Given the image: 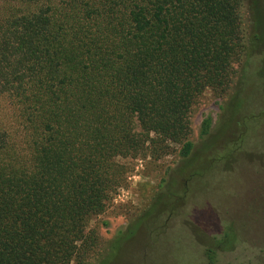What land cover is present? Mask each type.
<instances>
[{"label": "trees", "instance_id": "trees-1", "mask_svg": "<svg viewBox=\"0 0 264 264\" xmlns=\"http://www.w3.org/2000/svg\"><path fill=\"white\" fill-rule=\"evenodd\" d=\"M241 5L0 0V97L20 119L0 126V264H62L121 183L111 157L165 155L170 143L190 154L186 112L204 54L229 47L264 63V14L255 10L247 48L232 27ZM214 32L235 36L228 45ZM210 127L203 116L199 136Z\"/></svg>", "mask_w": 264, "mask_h": 264}, {"label": "rangeland", "instance_id": "rangeland-1", "mask_svg": "<svg viewBox=\"0 0 264 264\" xmlns=\"http://www.w3.org/2000/svg\"><path fill=\"white\" fill-rule=\"evenodd\" d=\"M255 10L264 14V0H242L232 24L239 22L247 48ZM214 34L228 45L235 36ZM260 56L247 61L229 47L204 54L199 91L186 112L183 140L193 143L190 154L178 156L179 145L170 143L165 155L111 157L118 167L110 172L121 183L102 196L104 208L91 215L62 264H264ZM205 115L211 127L199 136ZM18 121L14 107L0 97V126L16 130Z\"/></svg>", "mask_w": 264, "mask_h": 264}]
</instances>
